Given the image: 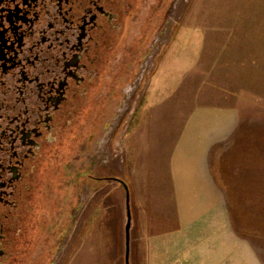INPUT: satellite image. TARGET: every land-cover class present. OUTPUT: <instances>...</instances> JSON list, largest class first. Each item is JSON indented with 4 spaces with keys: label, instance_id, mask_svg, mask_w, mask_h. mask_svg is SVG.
I'll return each instance as SVG.
<instances>
[{
    "label": "rangeland",
    "instance_id": "1",
    "mask_svg": "<svg viewBox=\"0 0 264 264\" xmlns=\"http://www.w3.org/2000/svg\"><path fill=\"white\" fill-rule=\"evenodd\" d=\"M133 5L125 43L111 49L110 107L95 99L78 153L62 162L59 221L37 264H125L119 179L129 186L136 221L150 198L165 200L171 216L168 157L197 105L239 110L236 130L210 153L211 167L236 231L264 255V0Z\"/></svg>",
    "mask_w": 264,
    "mask_h": 264
},
{
    "label": "flooded vegetation",
    "instance_id": "2",
    "mask_svg": "<svg viewBox=\"0 0 264 264\" xmlns=\"http://www.w3.org/2000/svg\"><path fill=\"white\" fill-rule=\"evenodd\" d=\"M133 1L0 0V264H37L58 225L62 162L95 99L110 107Z\"/></svg>",
    "mask_w": 264,
    "mask_h": 264
},
{
    "label": "crops",
    "instance_id": "3",
    "mask_svg": "<svg viewBox=\"0 0 264 264\" xmlns=\"http://www.w3.org/2000/svg\"><path fill=\"white\" fill-rule=\"evenodd\" d=\"M239 120L235 105L189 111L168 157L172 215L165 200L152 198L140 206L138 224L131 215L130 264H264V255L236 231L211 167V151Z\"/></svg>",
    "mask_w": 264,
    "mask_h": 264
},
{
    "label": "water",
    "instance_id": "4",
    "mask_svg": "<svg viewBox=\"0 0 264 264\" xmlns=\"http://www.w3.org/2000/svg\"><path fill=\"white\" fill-rule=\"evenodd\" d=\"M126 191V204H127V222L125 225V264H129L130 253V228H131V212H130V190L126 181L119 179Z\"/></svg>",
    "mask_w": 264,
    "mask_h": 264
}]
</instances>
